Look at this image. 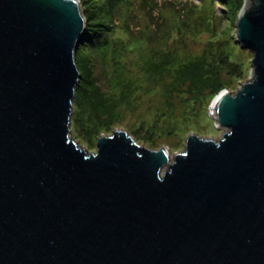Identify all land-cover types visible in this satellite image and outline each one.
I'll use <instances>...</instances> for the list:
<instances>
[{
    "label": "water",
    "instance_id": "95a60500",
    "mask_svg": "<svg viewBox=\"0 0 264 264\" xmlns=\"http://www.w3.org/2000/svg\"><path fill=\"white\" fill-rule=\"evenodd\" d=\"M85 29L79 0H0V264H264V0L237 21L247 81L212 104L225 134L172 161L70 138Z\"/></svg>",
    "mask_w": 264,
    "mask_h": 264
},
{
    "label": "rangeland",
    "instance_id": "374dc122",
    "mask_svg": "<svg viewBox=\"0 0 264 264\" xmlns=\"http://www.w3.org/2000/svg\"><path fill=\"white\" fill-rule=\"evenodd\" d=\"M79 2L86 29L70 136L79 147L94 153L100 137L124 130L172 161L189 135L225 134L210 111L247 81L253 54L237 43L246 0Z\"/></svg>",
    "mask_w": 264,
    "mask_h": 264
},
{
    "label": "bare ground",
    "instance_id": "6f19581e",
    "mask_svg": "<svg viewBox=\"0 0 264 264\" xmlns=\"http://www.w3.org/2000/svg\"><path fill=\"white\" fill-rule=\"evenodd\" d=\"M211 110H214V109H213V107H212V109H211ZM202 118H203V120H204V119H205V116H203Z\"/></svg>",
    "mask_w": 264,
    "mask_h": 264
},
{
    "label": "trees",
    "instance_id": "16d2710c",
    "mask_svg": "<svg viewBox=\"0 0 264 264\" xmlns=\"http://www.w3.org/2000/svg\"><path fill=\"white\" fill-rule=\"evenodd\" d=\"M82 41H83V39H82ZM82 41H81V42H82ZM79 87H80V86H79ZM76 99H77V98H76ZM76 99H75V100H76ZM77 100H78V99H77Z\"/></svg>",
    "mask_w": 264,
    "mask_h": 264
}]
</instances>
